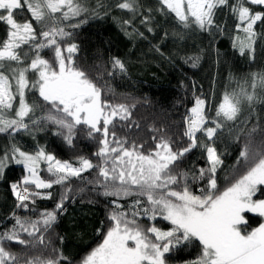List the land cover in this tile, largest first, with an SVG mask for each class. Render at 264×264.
Instances as JSON below:
<instances>
[{
	"label": "snow or ice",
	"instance_id": "6c2138e0",
	"mask_svg": "<svg viewBox=\"0 0 264 264\" xmlns=\"http://www.w3.org/2000/svg\"><path fill=\"white\" fill-rule=\"evenodd\" d=\"M158 3L157 10L172 15L183 28L195 26L208 32H222L214 18L218 8L228 7L237 19L236 31L244 34L243 38L233 37V47L240 55L247 50L250 59H254L258 36L255 28L257 22L264 27V11H254L247 5L264 7V0H234L232 4L229 0H158ZM137 5L138 0H121L115 7L127 10L134 18ZM25 8L39 25V33L32 20L19 22L14 17L15 10L22 14ZM0 10V22L8 26L6 38L0 41V133L12 136L20 131L29 132L26 119L33 126L47 121L58 126L56 134L70 146L78 126H83L87 137L99 145L93 153L96 163L83 156L61 161L44 147L30 153L11 144L4 150L0 155V180L11 163L21 165L27 173L10 185L17 208L35 211L29 204L34 205L36 198L50 199L51 193L42 195L40 190L51 189L54 184L63 186L64 192L54 210L40 212L35 220L12 213L14 223L0 231V264H71L62 251L51 248V240L45 242L44 233L57 222V213L66 211L64 202L73 193L72 179H83L82 173L92 169L96 170L97 178L85 182L102 188L100 195L114 199L110 201L109 226L102 242L80 264H167L166 255L193 241L200 245V254L187 264H264V222L249 230L246 216L255 214L264 218V198H261L264 140L259 147L252 146L258 124L244 132L255 105L264 104V72L252 73L250 81L246 79L236 88H225L214 108L209 100L193 93L194 103L183 117L187 145L174 151L170 138L161 136L154 150L145 155L140 151L143 145L133 141L125 147L127 139L116 138L115 132L110 134L113 118L127 120L131 115L129 108L102 99L105 89L77 65L75 56L79 47L68 42L75 29L87 23L88 18L98 16L96 10L85 7L81 0H23V3L0 0ZM72 20L76 22L67 23ZM148 21L144 17L141 23ZM131 23L123 21V25ZM133 33L143 36L135 28L132 32L125 31L129 37ZM45 50L52 51L51 61L41 55ZM189 59L195 67L199 57ZM111 67L126 71L118 58L112 59ZM29 74L34 78L30 79ZM33 93L48 108L38 119L35 114L40 104L35 100L29 103ZM237 122L239 126L234 127ZM224 129L235 131L237 140L244 134L247 143L240 152L245 171L221 189L216 173L223 160L215 144L220 139L218 131ZM197 133L201 134L199 139ZM197 148L204 154L207 167H200L190 175L180 170L179 163ZM41 164L45 165L49 179L40 176ZM189 180L205 181L199 194L191 190ZM127 197L137 199L125 209L118 201ZM141 217L148 219L149 226L141 222ZM157 217L170 222L171 227L168 230L157 227L152 223ZM21 233L32 239L21 238ZM6 242L29 248L39 244L50 248L54 258L19 256L7 250Z\"/></svg>",
	"mask_w": 264,
	"mask_h": 264
},
{
	"label": "trees",
	"instance_id": "16d2710c",
	"mask_svg": "<svg viewBox=\"0 0 264 264\" xmlns=\"http://www.w3.org/2000/svg\"><path fill=\"white\" fill-rule=\"evenodd\" d=\"M120 2L121 0H81L85 7L95 9L98 16L88 18L87 23L75 29L73 38L68 42L76 43L79 47L75 56L77 65L85 70L98 86L105 89L102 99H107L113 105L128 106L131 113L129 118L121 120L117 116L113 118V124L109 125L110 134L115 132L116 138L128 140L125 147L134 141L137 145H143L140 151L147 155L149 151L154 150L161 136L170 138L174 151L186 146L183 117L194 103L193 93L209 100L214 108L225 88H236L238 83H243L246 79L250 81L252 73L264 72V27L260 22H257L255 28L258 36L252 54L254 59H250L247 50L244 55H240L233 47V37L239 35L243 38L244 34L236 31L237 19L228 7L218 8L214 18L215 24L220 26L222 32H208L195 26L183 28L172 15L157 10L160 8L158 0H138V13L134 18L127 10L115 7ZM232 3L234 0H229V4ZM247 6L254 11H264L262 6ZM14 17L19 22L32 20L39 33V25L27 8L22 14L15 10ZM144 17L149 18L148 23H141ZM125 20H131L132 23L123 25ZM75 22L76 20H72L67 23ZM7 28L6 24L0 22V41L6 38ZM133 28L143 33V36L133 33L129 37L125 34V31L132 32ZM41 55L52 60L51 50H45ZM195 57L199 59L193 67V60L189 58ZM113 58H118L125 64V72L111 67ZM29 78L34 77L29 74ZM34 100L40 104L35 114L38 119L47 113L48 108L43 105L38 94L29 96V103ZM25 122L29 123V132L20 131L12 136L0 133V155L11 144H15L30 153H34L38 147H44L47 153L61 161H73L76 157L83 156L91 159L93 163L97 162L93 153L99 145L87 137L83 126L76 129L70 146L62 136L56 134L59 131L57 125L41 121L33 126L27 119ZM257 124L258 130L252 135L253 147H259L264 140V104L255 105L244 132ZM233 126L238 127V122ZM218 135L220 139L215 147L218 154H221L223 164L218 168L216 178L218 186L222 188L245 171L240 152L247 139L241 134L237 140L234 138L235 131L230 133L226 129L219 130ZM153 137L157 139L154 140ZM197 137L199 139L201 134L197 133ZM99 139L100 134H97V140ZM18 166L20 165L11 163L5 170L3 180H0V231L12 226L13 212L35 220L39 218L40 212L54 210L64 192L63 186L54 184L51 189L40 190L42 195L51 193L50 199L36 198L34 205L29 204V208H34L35 211L17 208L10 185L19 182L24 175L19 169L17 178L8 181L7 171ZM200 167H207V164L199 148L186 154L179 163L180 170L189 172L190 175ZM44 169L45 165L41 164L40 175L49 179ZM82 177L83 179H72L73 193L69 194V198L64 202L66 211L57 213V222L49 232L44 233L45 242L51 240V248L62 251L71 264H80L83 257L102 242L104 231L109 226L108 215L112 210L110 201L114 199L100 195L102 188L85 182L97 178L95 169L82 173ZM5 184H8V188L4 187ZM204 184L205 181L192 183L189 180L190 188L195 194H199V189ZM80 188L84 191L79 192ZM134 199L137 197L122 198L118 202L124 204L127 209ZM247 218L249 230L263 221V218L254 214H247ZM141 222L145 226L150 223L146 217H141ZM152 223L163 230L171 227L170 222L160 217ZM21 238L32 239L27 233H21ZM5 247L19 256L26 254L27 257L54 258L50 248L39 244L35 248H29L15 242H6ZM200 250L196 241L188 245L182 244L173 253L166 255L167 264H187L200 254Z\"/></svg>",
	"mask_w": 264,
	"mask_h": 264
},
{
	"label": "rangeland",
	"instance_id": "374dc122",
	"mask_svg": "<svg viewBox=\"0 0 264 264\" xmlns=\"http://www.w3.org/2000/svg\"><path fill=\"white\" fill-rule=\"evenodd\" d=\"M22 170V173H23V175H26L27 173H26V171H25V169L20 165V166H18V167H16V168H13V169H9L8 171H7V173H8V177H7V180L8 181H10V180H14V179H16L17 178V176H18V170ZM40 174V173H39ZM243 174V173H242ZM41 176V175H40ZM42 177V176H41ZM236 178H238V176L236 177ZM229 186V185H228ZM4 187L5 188H8V184H5L4 185ZM225 187V186H224ZM224 187H222L221 189H223ZM24 215H27V216H29V214H24ZM255 215V214H254ZM246 216H247V214H246ZM262 222H264V218H263V221Z\"/></svg>",
	"mask_w": 264,
	"mask_h": 264
}]
</instances>
